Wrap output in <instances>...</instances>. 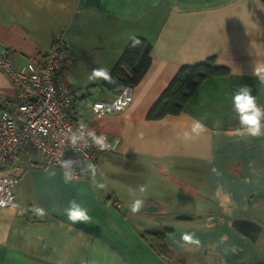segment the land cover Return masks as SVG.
Returning <instances> with one entry per match:
<instances>
[{
	"label": "crops",
	"instance_id": "crops-1",
	"mask_svg": "<svg viewBox=\"0 0 264 264\" xmlns=\"http://www.w3.org/2000/svg\"><path fill=\"white\" fill-rule=\"evenodd\" d=\"M57 34L75 124L107 134L115 149L96 152L93 173L68 182L65 168L21 151L18 205L0 208V264H264V136L238 135L232 105L246 86L264 107V0H0V50L17 62ZM134 36L150 42L151 62L133 102L95 117L90 105L114 97L101 83ZM210 57L228 72L204 79L178 114L146 118L180 67ZM11 94L0 75V105ZM194 119L205 130L185 139ZM71 201L88 222L68 220ZM150 233H162L164 249Z\"/></svg>",
	"mask_w": 264,
	"mask_h": 264
},
{
	"label": "built area",
	"instance_id": "built-area-1",
	"mask_svg": "<svg viewBox=\"0 0 264 264\" xmlns=\"http://www.w3.org/2000/svg\"><path fill=\"white\" fill-rule=\"evenodd\" d=\"M68 63V46L60 34L36 60L17 62L11 50H0V75L12 91L0 105V208L18 205L21 151H38L46 165L55 168L71 161L65 168L68 178L86 179L96 167L94 154L115 149L107 134L90 131L86 123L75 124L76 97L60 77ZM133 89L126 86L110 100L93 101L91 112L103 117L124 110L133 102ZM80 131L84 139L72 144L71 134ZM88 133L105 137L106 146L94 142Z\"/></svg>",
	"mask_w": 264,
	"mask_h": 264
},
{
	"label": "trees",
	"instance_id": "trees-1",
	"mask_svg": "<svg viewBox=\"0 0 264 264\" xmlns=\"http://www.w3.org/2000/svg\"><path fill=\"white\" fill-rule=\"evenodd\" d=\"M5 48L9 49L8 47ZM150 50L151 44L145 38L141 36L132 37L104 77L101 85L114 94H118L126 86L134 87L137 85L149 68ZM29 60H36V57L34 56ZM227 72L228 68L216 64L214 57L180 67L151 106L146 118L153 120L166 115L178 114L204 79L209 76L224 75ZM90 88L91 86H86L83 91L87 93ZM238 224L241 225V222ZM149 236L151 242L164 249L162 233H150Z\"/></svg>",
	"mask_w": 264,
	"mask_h": 264
},
{
	"label": "clouds",
	"instance_id": "clouds-1",
	"mask_svg": "<svg viewBox=\"0 0 264 264\" xmlns=\"http://www.w3.org/2000/svg\"><path fill=\"white\" fill-rule=\"evenodd\" d=\"M232 105L239 117L240 131L238 135L242 137H261L264 136V107L258 105L256 98L251 94V90L244 86L237 90L232 96ZM83 127V126H82ZM205 125L200 119H194L190 131L184 132V138L189 139L193 135H199L205 130ZM92 140L105 147V137L96 136L93 133H88ZM84 139L82 131L72 133L70 141L72 144H77L80 140ZM87 142V141H86ZM71 161H62L61 167L68 169ZM69 173L65 174V182H68ZM97 187L104 188V183H98ZM143 191V188H141ZM142 205L141 200H136L133 203L132 211L136 212ZM66 216L69 221L76 223L78 221L88 222L91 217L88 214V209L76 201H71L69 206L65 209ZM185 239H189L187 236Z\"/></svg>",
	"mask_w": 264,
	"mask_h": 264
},
{
	"label": "water",
	"instance_id": "water-1",
	"mask_svg": "<svg viewBox=\"0 0 264 264\" xmlns=\"http://www.w3.org/2000/svg\"><path fill=\"white\" fill-rule=\"evenodd\" d=\"M154 207L152 206H146L145 209L148 211V210H152Z\"/></svg>",
	"mask_w": 264,
	"mask_h": 264
},
{
	"label": "snow or ice",
	"instance_id": "snow-or-ice-1",
	"mask_svg": "<svg viewBox=\"0 0 264 264\" xmlns=\"http://www.w3.org/2000/svg\"><path fill=\"white\" fill-rule=\"evenodd\" d=\"M101 75H103V73H101Z\"/></svg>",
	"mask_w": 264,
	"mask_h": 264
},
{
	"label": "rangeland",
	"instance_id": "rangeland-1",
	"mask_svg": "<svg viewBox=\"0 0 264 264\" xmlns=\"http://www.w3.org/2000/svg\"><path fill=\"white\" fill-rule=\"evenodd\" d=\"M140 200V199H139ZM142 208V207H141Z\"/></svg>",
	"mask_w": 264,
	"mask_h": 264
}]
</instances>
